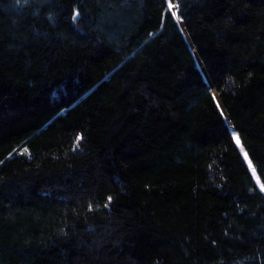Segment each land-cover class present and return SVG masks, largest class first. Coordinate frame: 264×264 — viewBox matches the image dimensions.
Returning a JSON list of instances; mask_svg holds the SVG:
<instances>
[{"label":"trees","instance_id":"trees-1","mask_svg":"<svg viewBox=\"0 0 264 264\" xmlns=\"http://www.w3.org/2000/svg\"><path fill=\"white\" fill-rule=\"evenodd\" d=\"M172 4L0 0V264H264V0Z\"/></svg>","mask_w":264,"mask_h":264},{"label":"snow or ice","instance_id":"snow-or-ice-1","mask_svg":"<svg viewBox=\"0 0 264 264\" xmlns=\"http://www.w3.org/2000/svg\"><path fill=\"white\" fill-rule=\"evenodd\" d=\"M178 7V5H174L171 3V0H169V9L172 10L174 8ZM173 16H175L177 19H179V16L177 15V13L175 11L172 12ZM78 15V13L76 14ZM73 19H76V16L73 17ZM82 140V137L78 136L76 138V143L77 145H79L80 141ZM234 140L236 142L237 145L241 146V150L243 151V147H242V143H241V139L239 137L238 134H234ZM244 158L245 160L248 161L249 163V167L252 168L253 174H255V168L252 166V161L249 159L248 157V153L244 152ZM261 191H264V184L261 185ZM109 201H111V197H109Z\"/></svg>","mask_w":264,"mask_h":264},{"label":"rangeland","instance_id":"rangeland-1","mask_svg":"<svg viewBox=\"0 0 264 264\" xmlns=\"http://www.w3.org/2000/svg\"><path fill=\"white\" fill-rule=\"evenodd\" d=\"M173 2V0H171V3ZM181 25V24H180ZM181 27H182V25H181ZM199 66H201V64L199 63ZM202 67V66H201Z\"/></svg>","mask_w":264,"mask_h":264}]
</instances>
